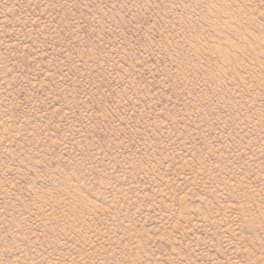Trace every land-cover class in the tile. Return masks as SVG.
I'll use <instances>...</instances> for the list:
<instances>
[{"label":"rangeland","instance_id":"rangeland-1","mask_svg":"<svg viewBox=\"0 0 264 264\" xmlns=\"http://www.w3.org/2000/svg\"><path fill=\"white\" fill-rule=\"evenodd\" d=\"M0 264H264V0H0Z\"/></svg>","mask_w":264,"mask_h":264}]
</instances>
